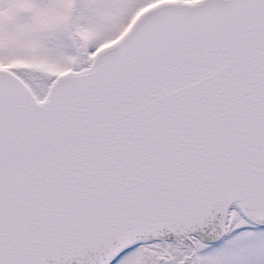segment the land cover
Returning a JSON list of instances; mask_svg holds the SVG:
<instances>
[{"label":"snow or ice","instance_id":"6c2138e0","mask_svg":"<svg viewBox=\"0 0 264 264\" xmlns=\"http://www.w3.org/2000/svg\"><path fill=\"white\" fill-rule=\"evenodd\" d=\"M0 264H264V0H0Z\"/></svg>","mask_w":264,"mask_h":264}]
</instances>
